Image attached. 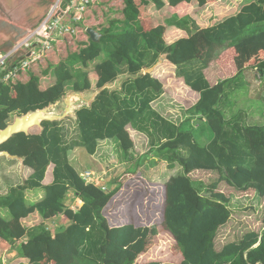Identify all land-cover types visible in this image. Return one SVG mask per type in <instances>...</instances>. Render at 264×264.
Segmentation results:
<instances>
[{
  "label": "trees",
  "instance_id": "trees-1",
  "mask_svg": "<svg viewBox=\"0 0 264 264\" xmlns=\"http://www.w3.org/2000/svg\"><path fill=\"white\" fill-rule=\"evenodd\" d=\"M125 1L124 18L111 20L100 42L89 39L50 68L47 81L33 75L27 83H0L5 128L69 90L100 88L154 66L163 54L171 65L169 73L158 70L102 92L77 119L45 121L42 133H18L0 146L26 158L21 176L18 160L0 157V190H9L0 195V256L16 252L8 264L164 263L143 260L148 242L135 223L113 225L105 216L119 189L106 193L86 183L71 161L78 147L94 156L101 142L115 140L147 179L163 183L161 227L174 240L177 264H264V227L216 248L219 227L264 198V59L217 83L206 73L223 52L246 41L255 39L264 48V0H250L207 28L195 16L210 0ZM173 28L188 36L170 42ZM196 33L203 36L201 44ZM160 76H173L196 96L186 112L209 127L207 141L202 127L188 130L185 120H170L154 108L169 89ZM197 169L219 170L239 190L257 187L256 194L229 197L216 184L194 180L190 186L188 174ZM70 190L83 201L78 208L66 205ZM56 217L68 221L59 234L68 244L63 251L52 249L48 223Z\"/></svg>",
  "mask_w": 264,
  "mask_h": 264
},
{
  "label": "rangeland",
  "instance_id": "rangeland-1",
  "mask_svg": "<svg viewBox=\"0 0 264 264\" xmlns=\"http://www.w3.org/2000/svg\"><path fill=\"white\" fill-rule=\"evenodd\" d=\"M249 1L210 0L207 6L195 16L196 22L201 28L210 27L227 16L236 14L242 5ZM193 7L194 5H192ZM179 12L183 13L181 10ZM186 36H188L186 30L173 28L168 39L171 42ZM194 40L196 43L201 44L203 36L196 33ZM263 59L264 48L258 41L252 39L237 48H231L223 52L220 58L207 70V77L211 83H217L225 77L236 74L240 68L256 65ZM157 62L154 64L156 67L151 75L158 70L166 73L171 72V65L167 60L164 59L162 64H157ZM50 68L52 67L41 69L42 74L47 75ZM41 70H39L40 73ZM160 77L164 86H168L169 89L160 99L154 102V108L170 120H185V128L188 130L202 127L204 132L201 139L207 141L211 134L209 127L202 118L186 112L187 108L193 104L196 96L187 90L182 81L175 79L173 76ZM42 81L44 82V80ZM70 156L82 179L85 172H91L92 176L95 175V177L93 182L90 183L99 186L104 192L119 189L106 208L105 216L109 218L113 225L119 226L133 222L140 227L148 242V249L143 260L160 259L164 261L163 264H177V249L174 240L161 227L165 199L163 183L152 182L147 179L141 169L138 168V161L133 156H127L122 152L115 140L101 142L94 156H90L85 149L80 147L72 151ZM188 177L190 186L192 180L202 181L207 185L216 184L217 190L224 192L229 197L233 195L253 197L257 191L255 186L244 190L235 188L227 181L226 175L219 170L197 169L188 174ZM82 204L83 201L79 195L74 190H70L67 194L66 205L78 208ZM255 207L243 212L235 211L230 220L219 227L216 238V248L218 250L228 242L239 241L246 232L251 230L260 231L264 227V198ZM67 223L68 221H63L60 217H56L48 223L53 239L52 249L59 251L67 249L68 244L61 241L59 236L62 228ZM14 253L16 252L2 253L0 264H8L16 259L17 255L14 256ZM4 259H6L5 262Z\"/></svg>",
  "mask_w": 264,
  "mask_h": 264
},
{
  "label": "water",
  "instance_id": "water-1",
  "mask_svg": "<svg viewBox=\"0 0 264 264\" xmlns=\"http://www.w3.org/2000/svg\"><path fill=\"white\" fill-rule=\"evenodd\" d=\"M52 0H0V36H4V42L0 45V54L8 52L18 41L29 34V29L19 26V22L31 26L38 23L45 15ZM70 0H65L64 9ZM19 24V25H18ZM93 42H100L102 34L94 29L87 30ZM30 56L24 51L18 52L10 57L9 62L15 63L19 59ZM168 59V54L160 56L157 64H162L163 60ZM155 65L151 68L141 70L133 74L121 75L111 82H107L100 88L86 90H69L55 102H50L43 108L30 110L27 113L16 116L14 121L7 124L5 128H0V146L18 133L29 134L31 129L37 127L42 133L45 121H61L70 117L77 119V112L84 106L90 104L104 91L121 90L123 83L129 79H138L147 74H152ZM7 156L9 159H16L20 162L19 171L24 176L25 157L13 155L6 150H0V157ZM8 188L0 190V195L8 193Z\"/></svg>",
  "mask_w": 264,
  "mask_h": 264
},
{
  "label": "built area",
  "instance_id": "built-area-1",
  "mask_svg": "<svg viewBox=\"0 0 264 264\" xmlns=\"http://www.w3.org/2000/svg\"><path fill=\"white\" fill-rule=\"evenodd\" d=\"M96 1L70 0L64 9L65 0H54L40 24L30 30L29 34L18 41L8 52L0 55V83H27L36 74L35 70L39 63L55 49L63 35L86 32L85 15ZM113 6L118 12L124 13L126 1L115 0ZM67 19L69 22H66ZM74 23L77 26H74ZM104 27L102 26V29ZM20 51L29 53L30 56L10 63V57ZM82 177L87 183H90L93 182L95 175L93 177L91 172H85Z\"/></svg>",
  "mask_w": 264,
  "mask_h": 264
},
{
  "label": "crops",
  "instance_id": "crops-1",
  "mask_svg": "<svg viewBox=\"0 0 264 264\" xmlns=\"http://www.w3.org/2000/svg\"><path fill=\"white\" fill-rule=\"evenodd\" d=\"M54 0L51 2L53 3ZM115 0H97L96 3L92 4L86 13V32L80 34V33H67L61 37L59 40L57 46L55 49L50 52L48 55L44 57L42 62L39 63V65L36 68V76H39L41 80L47 81L48 77L44 74H42V70L44 67H54L58 65L60 62L65 60L70 53L77 51L79 48L86 46L89 43L90 36L87 33L88 29H94L96 31H99L101 33L102 26L108 27L110 24V21L113 19H123L124 13H120L117 10H115V7L113 6ZM51 4V3H50ZM51 5H49L44 17L46 16L49 8ZM43 17V18H44ZM43 18L36 24H33L31 26L24 25L19 22V26H22L24 28H27L29 30L36 28L40 22L43 20ZM66 22H69L68 19ZM74 26H77L76 23L73 24ZM4 36H0V45L4 42ZM72 45L70 46V44ZM65 58V59H64ZM41 70V73L40 71ZM14 256H16V253H14ZM6 259H4L5 262Z\"/></svg>",
  "mask_w": 264,
  "mask_h": 264
},
{
  "label": "bare ground",
  "instance_id": "bare-ground-1",
  "mask_svg": "<svg viewBox=\"0 0 264 264\" xmlns=\"http://www.w3.org/2000/svg\"><path fill=\"white\" fill-rule=\"evenodd\" d=\"M29 32H30V30H29ZM34 128H37V127H34ZM34 128H32L31 130H33Z\"/></svg>",
  "mask_w": 264,
  "mask_h": 264
},
{
  "label": "flooded vegetation",
  "instance_id": "flooded-vegetation-1",
  "mask_svg": "<svg viewBox=\"0 0 264 264\" xmlns=\"http://www.w3.org/2000/svg\"><path fill=\"white\" fill-rule=\"evenodd\" d=\"M51 4H52V2H51ZM51 4H50V5H51Z\"/></svg>",
  "mask_w": 264,
  "mask_h": 264
}]
</instances>
